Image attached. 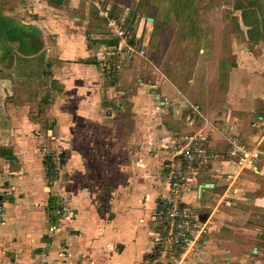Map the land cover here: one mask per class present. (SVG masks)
Listing matches in <instances>:
<instances>
[{
	"label": "rangeland",
	"instance_id": "374dc122",
	"mask_svg": "<svg viewBox=\"0 0 264 264\" xmlns=\"http://www.w3.org/2000/svg\"><path fill=\"white\" fill-rule=\"evenodd\" d=\"M37 1L42 6V11L37 13L40 19L28 11V6L35 4L33 1L0 0V18H11L16 24L27 22L29 25H26L36 30L35 36L41 37L46 44L36 55H25L19 44L13 45L0 31V151L9 152L5 157L0 155V257L4 256V252L6 255L17 254L10 244L18 241L25 231L33 233V218L37 217L48 226V232L52 224H61V231L54 238L62 240L59 241L62 243L60 248L66 250L63 240L68 233L70 236L74 234L71 231L74 219L64 221L62 218L61 222L53 214V207L63 199L71 208V186L75 183L85 186L83 170L93 167L89 155H92V159L98 156L103 159L105 152L114 147L111 143L119 141L125 131L123 129H130L129 124L132 125L139 118L138 115H142L141 111L145 108H142V104L148 102L153 109L154 102L163 101L166 104L167 101L166 114L173 115L174 111L170 108L174 106H171L170 98L160 99L159 94L157 96L155 93L167 88L164 76L178 87L181 84L183 89L187 78L191 75L195 78V74L201 78L206 67L212 76L208 83L210 88L207 87L209 96L200 93L199 99H191L203 112L214 104L223 107L224 102L218 101L210 93L220 86H226L230 60L234 67L242 68L247 61L248 51L258 58L259 52L255 51L258 50L255 49L258 38L261 36L264 40V34L259 33L264 29V0H93V3L87 2L89 5L85 12L81 10L83 6L76 3L73 10L77 12L66 19L71 20L72 16L82 19L85 13L89 15L86 39L92 42L91 58L95 61L92 66L81 61L86 70L83 75L76 76L60 59L61 54H65V47L62 46L64 51L61 44L56 48L51 35L56 30L60 36H54L63 40L66 33L76 29L71 28L70 22H62L64 19L53 21L60 18L55 9L49 12L51 0ZM68 2L72 7L73 0ZM62 3L65 4L66 0H62ZM120 6L130 11L120 9ZM99 10L106 11L107 17L100 16ZM247 12H252L245 18L249 25L253 22L261 25L257 31L252 26L259 35L256 37L251 30L253 38L257 39L250 47L247 45L249 27L241 19L243 13ZM108 19H121L127 32V46L136 51L142 43H146V53L141 57L136 53L129 56L127 47L119 49L118 40L107 26ZM60 22L61 28L56 29ZM76 24H81V21ZM83 34L77 33L74 43H80ZM79 52L70 62L76 63L78 56L81 60L83 55ZM115 52H118L117 55ZM199 66L203 69L197 70ZM252 69L257 74L259 70L264 72L262 65H253ZM177 77L183 82L177 83ZM204 78L209 81L206 75ZM233 80L234 84L238 81L235 76ZM204 85L201 83L199 86ZM218 99H223V96ZM137 105L140 113L136 112ZM87 107L91 108V119L111 122L113 128L109 130L94 127L96 132L114 131L110 135L112 141L97 144V134L88 136L83 126L88 120ZM261 107L264 108L263 105ZM160 146L165 147L164 144ZM261 149L264 151V144ZM154 158L150 166L158 165L163 156L155 152ZM223 158L210 162L224 163L225 160V163L233 164L225 155ZM262 159L264 157L260 161ZM174 162L179 165L182 160L175 159ZM121 163L113 161L110 169L114 171L119 167L126 174L130 171L127 167L129 163L126 162V169L125 164ZM260 164L257 168L261 169ZM164 175L160 176V180L156 174L153 176L161 185ZM50 199L54 202L52 206ZM196 201L192 208L197 212L200 205L209 202L205 194Z\"/></svg>",
	"mask_w": 264,
	"mask_h": 264
},
{
	"label": "crops",
	"instance_id": "0c3cea01",
	"mask_svg": "<svg viewBox=\"0 0 264 264\" xmlns=\"http://www.w3.org/2000/svg\"><path fill=\"white\" fill-rule=\"evenodd\" d=\"M29 1L35 3L29 4V13L37 15L40 19L37 13L42 11L41 4H37V0ZM88 1L93 3V0H73L72 7L68 0L59 6L52 2L47 3L50 8L49 12L55 9L60 18L53 19V21L64 19L62 22H70L71 28L76 29L66 33L63 40L54 36L55 34L60 36L56 30L49 32L55 39L56 48L60 46L59 44L62 49V46L65 47V54L62 55L60 51V59L67 63L70 71L76 76L83 75V71L86 70L81 61H85L90 66L95 64L91 58L90 44L92 42L86 39L90 19L86 13L82 19L73 16L71 20L66 18L77 12L73 10L76 3L83 6L81 10L87 11ZM121 8L130 11L129 8L120 6ZM250 14L249 12L243 13L241 18L247 28L249 27L247 32L253 30L252 25L245 21ZM78 21H81L80 26L76 24ZM57 26L59 27L56 29H60L61 22ZM260 26L259 24L256 27L260 28ZM262 27H264L263 24ZM263 30H259V33L264 34ZM80 32L84 33L81 36L82 41L74 43L76 34ZM35 33H37L36 30ZM256 39L249 36L248 44H246L250 47ZM255 49H258L255 50L259 52L258 58L248 51L247 61L242 68L234 67L233 61L230 60L226 86H220L210 93L214 94L218 101L224 102L223 107L214 104V106L211 105V109L209 107L203 112L201 107L191 99V97L194 100L199 99L200 93L209 96L207 87L210 88L208 83L210 84L212 76L206 67L204 76L201 78L197 74L195 78L193 75L187 78L183 89L180 87L181 84L178 87L176 83L173 84L169 78L164 76L167 88L161 89L160 87V92L156 90L155 93L157 96L159 94L160 99L170 98L171 106L174 107L169 108L174 111L173 115L166 114L168 113L166 100L163 109L157 106L162 101L154 102L153 109L148 102L142 104V108L145 107L142 111L139 110L142 115H138L139 118L136 122H132V125L129 124L130 129H123L125 131L118 139L119 141L114 140L115 142L111 143L114 147L105 152L103 159L99 156L92 159V155H89L93 167L83 170L85 186H81L80 183L71 186L73 193L71 210L74 219L71 231L74 234L70 236L68 233L63 240L64 247L69 254L68 264H163L162 260L156 258L155 255L156 230L153 228L151 216L158 202V195L167 194V188L162 181H160L161 185L156 182L158 180L155 181L153 175L156 174L160 180V176L168 171V163L175 159L179 160L173 156L169 157L172 150L167 149L168 143L176 140L172 141V148L177 150L180 148L178 140L193 133L199 132L203 135L205 138L203 146L209 154L226 155L229 146L228 138L232 135H235L246 147L255 145L261 133L259 126H253V124L258 123V117H261L262 124L264 123V108L261 107V105L264 106V72L259 70L257 74L252 66H264L263 37L258 38V45ZM78 52L83 55L81 60L78 56L76 63L70 62ZM198 69L203 68L199 66ZM205 75L209 81L205 80ZM234 76L238 79L235 84ZM177 79V83L183 82L181 78L177 77ZM201 83L205 85L199 86ZM221 96L223 99H218ZM136 107V112H138L139 106ZM85 111L88 113V120L83 126L87 129L88 136L92 137L97 134L99 141L97 144H107L105 140L112 141L110 135L114 129L111 133H104L96 132L95 128L109 130L113 128L111 122H105L99 118L95 121L94 118L91 119V108L87 107ZM83 113L85 115V112ZM166 117L168 119L165 121ZM114 127L117 128L116 125ZM92 144L96 143L92 142ZM161 144L165 147L160 146ZM263 144L264 140L260 147ZM155 152L161 154L163 158L158 165L150 166L152 159L153 161L155 159ZM261 157H264V154ZM113 161H121L122 165L125 164V169L126 162H128L127 167L130 171L124 174L119 167L112 171L110 168L113 166ZM259 163L262 165L261 169L243 170L238 174L231 186L235 192L230 194L232 202L230 206L218 204V200L229 186L230 181L227 174L234 171L235 164L212 161L200 170L198 184L211 185L207 187V190H202L200 196L202 199L205 194L209 202L200 205L198 210L199 220L209 221V232L199 246L200 256L190 264H264V159ZM163 170L166 172H162ZM97 182L99 184H96ZM103 191L106 193L103 194ZM195 192V187H190V190L184 194L185 200L191 205L197 202L194 200ZM40 219V217L33 218L32 224L35 225L33 233L29 234L25 231L23 233L25 238L21 234L18 241L10 244L17 254L7 252L6 255L4 252V256L0 257V264H54L56 262L57 252L62 249L60 248L62 243L59 241L62 240L52 237L47 231L48 226Z\"/></svg>",
	"mask_w": 264,
	"mask_h": 264
},
{
	"label": "built area",
	"instance_id": "2783aa9c",
	"mask_svg": "<svg viewBox=\"0 0 264 264\" xmlns=\"http://www.w3.org/2000/svg\"><path fill=\"white\" fill-rule=\"evenodd\" d=\"M98 13L102 17H107L106 11L99 10ZM107 26L118 40L119 49L127 47L129 56L136 53L137 56L141 57L146 53V43H142L136 51L127 46V32L121 19H108ZM117 53L115 52L116 55ZM164 105L165 102L162 101L158 107L163 109ZM257 122L253 126H259L261 137L252 147H246L239 142L235 135L228 138L229 146L225 157L235 164V169L232 173L227 174L230 183L225 193L218 200V204L231 205L230 194L235 192L231 189L234 180L243 170H256L260 158L264 154L260 147L261 142L264 140V123L262 124L261 117L257 118ZM204 140L205 138L201 133L182 137L178 140L180 148L177 150L171 149L173 158H178L182 162L177 165L176 162L171 161L168 165V171L163 176V183L166 185L168 194L159 197L151 216L153 228L156 230L157 249L155 255L156 258L162 260L163 264H190L196 257L200 256L199 246L209 232V221L199 220L198 212L184 198L185 192H188L190 187H195L194 200L200 199L202 190H207L206 186L198 184L200 169L210 163L211 160L224 159V156L217 153L209 154L203 146ZM167 148H172V141L168 143ZM53 214L61 222L62 218H64V221L73 218L71 208L67 206L63 199H60L58 204L53 207ZM48 230L54 237L61 231V224L54 223L49 226ZM68 259V252L65 249H60L57 252V259L54 264H68Z\"/></svg>",
	"mask_w": 264,
	"mask_h": 264
},
{
	"label": "trees",
	"instance_id": "16d2710c",
	"mask_svg": "<svg viewBox=\"0 0 264 264\" xmlns=\"http://www.w3.org/2000/svg\"><path fill=\"white\" fill-rule=\"evenodd\" d=\"M51 2L56 4V6H59L62 3V0H51ZM250 24L254 28H256V31L258 30L257 29L258 27H255L257 26L256 22ZM0 29H1L0 30L1 33L5 36L6 40H9V42H11L13 45L19 44L22 52L25 55H30V54L36 55L43 48L42 38L39 36L38 37L35 36L34 34L35 30L31 26L24 25L19 22L16 24L15 21L12 20L11 18L3 19L2 17L0 18ZM256 31L252 30L253 33L255 32L254 35L258 37L259 33ZM252 32L251 31L249 32L250 36H252L253 34ZM7 154H9L8 151L5 150L0 151V155L2 157H5ZM52 200L53 199H50V203L48 202L51 206L54 203Z\"/></svg>",
	"mask_w": 264,
	"mask_h": 264
},
{
	"label": "water",
	"instance_id": "95a60500",
	"mask_svg": "<svg viewBox=\"0 0 264 264\" xmlns=\"http://www.w3.org/2000/svg\"><path fill=\"white\" fill-rule=\"evenodd\" d=\"M148 20L151 22L152 19L151 18H148ZM211 185L210 184H207L206 187H210Z\"/></svg>",
	"mask_w": 264,
	"mask_h": 264
}]
</instances>
